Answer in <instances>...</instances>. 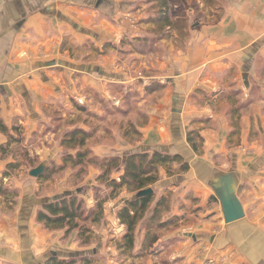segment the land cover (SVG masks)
Returning <instances> with one entry per match:
<instances>
[{"label": "crops", "instance_id": "1", "mask_svg": "<svg viewBox=\"0 0 264 264\" xmlns=\"http://www.w3.org/2000/svg\"><path fill=\"white\" fill-rule=\"evenodd\" d=\"M136 2L0 0V120L4 126L17 125L26 136L45 121L46 104L58 102L62 95L71 99L92 95L107 102L112 98L108 85L132 82L117 57L118 36L130 34L132 42L155 28L143 22L147 19L144 7H133ZM241 2L215 32L198 35L189 49L177 51L162 38L148 53L152 63L146 69L147 79L161 89L142 92L139 106L145 111L132 123L141 134L140 153L179 156L187 162L190 170L184 178L196 177L190 192L198 200L191 205L211 216L198 224L195 235H189L192 244L177 243L182 260L174 264H264V77L251 71L264 53V0ZM239 85L250 101L237 116L230 90ZM210 90L212 110L204 98ZM235 113L238 132L232 136ZM191 131L202 139L199 153L187 143ZM5 142L0 133V145ZM235 145L240 147L228 149ZM244 147L246 151L240 152ZM226 156H230L231 170L216 169L213 163L225 161ZM12 161L0 160V179ZM227 183L243 214L229 223L224 222L212 188L213 184L218 190L229 188ZM27 184L31 186L27 191L14 184L18 196L12 210L0 203V264H45L54 257L65 258L66 252L60 249L79 246L75 233L54 240L36 222L39 187Z\"/></svg>", "mask_w": 264, "mask_h": 264}, {"label": "rangeland", "instance_id": "2", "mask_svg": "<svg viewBox=\"0 0 264 264\" xmlns=\"http://www.w3.org/2000/svg\"><path fill=\"white\" fill-rule=\"evenodd\" d=\"M241 1L168 0L172 21L170 30L166 28L160 29L155 26L154 30L148 31L147 34L142 33L140 38L158 39L164 35L165 40L175 50L183 52L184 49H189L190 44L195 41V38H198V35L204 37L215 32L218 28V23L224 20L226 16H229L228 13L232 10H236L237 7L241 6ZM135 6L144 7L143 14L146 18L155 9L154 6H151L150 0H138L133 7ZM118 37L117 57L122 60L121 67L125 66L129 70L128 75L134 80L123 86L110 87L108 85L107 90H112V98L107 99V102L101 101L99 98H93L92 95L90 97L84 96L85 99L79 96L74 97V99L67 97V99L65 95H62L58 102L46 104L45 121L39 124L35 131H31L26 136H21L20 146H13L7 157V159H14V154L18 153L19 157L17 156V160H19L21 165L11 173L10 177L3 179V184L9 187L10 190L14 189V184H19V186H23L22 190L27 191L31 187L30 184H27L28 182L32 186L33 183H36V186L39 187V192L37 193L39 201L50 202L63 196L74 194L83 203L84 208L93 207L96 197H105L109 193V189L106 188L104 182L98 181L101 171L93 165L84 164L81 168L66 166L63 171L51 174L56 168L61 167V160L65 154L74 155L78 151V148L74 145L62 144L64 133L73 128H79L90 134V138L85 142V147L98 159L112 156L123 159L129 154L142 152L139 144L140 138L135 139L130 134L127 138L130 140H127L122 134L126 130L128 131L130 127H134L132 123H137L140 114L145 111V108L139 106V104L142 105V92L144 89L152 85L146 75V69H151L150 65L152 62L147 60L149 52H145L142 55L136 53L133 47L134 41L131 42L130 34L123 35L122 38ZM118 37H115L114 40L118 39ZM119 49H122V52ZM163 53L164 51L160 49L159 54L162 55ZM130 54L135 55L130 56ZM249 70V68L248 70L246 69V72ZM251 71L253 74L264 77V53L257 57ZM140 77H143L144 80H141ZM236 77H238L237 80H240L241 75L239 72H237ZM255 86L256 84L252 85L253 90L256 88ZM210 88L212 87L210 86ZM234 89L237 90H230L232 91L230 93H233L232 95L235 97L231 107L246 110V106L250 101L249 98H246V90L241 88L240 85ZM225 90L229 93L227 89ZM211 93H213L211 90L208 91V94L204 97L207 98L205 101H208L211 105L209 106L210 110L214 108L211 104L212 99L207 97ZM77 106H82L84 111L78 112ZM239 110H236L237 116ZM236 113L234 118L232 117V121L234 119L232 124L234 128H230V131L234 130V132H231L233 133L232 136H235L238 132ZM255 138H257L256 135ZM199 139L201 140L202 148L200 136ZM235 139H232V141L236 142ZM240 145L229 146L228 149H238ZM242 151H246V147L241 148L240 152ZM182 162L185 161L182 159ZM185 163L188 167L185 173L177 171L179 169L177 163L159 166L157 168L158 181L146 188L153 191L151 195L152 201L143 218L136 225L133 253L135 254L141 246L146 231V220L150 218L153 208L160 198L165 199V204L161 207L157 222L165 223L172 220L171 222L174 225L163 228H158L157 225L154 226L155 230L153 229L152 232L157 242L150 250L145 251L142 258L132 259L130 254L123 253L117 248L118 244L121 243L125 227L119 223L116 214L122 208L124 202L134 199L137 193L136 191L123 189L115 199L109 200L104 204L103 219L99 225H94L90 228L94 236L89 245H79L72 250L71 246H68L67 250L60 249L61 252H66L65 259L77 256H91L90 258H93L94 264H174L182 260L180 258L181 255H179L181 254L178 248L179 244L177 243L186 242L187 244H192L193 241L189 235H195L194 233L196 232L194 230L198 224L211 217H206L205 211L194 209L191 205L192 203L193 205L196 204L198 200L194 198L192 191L190 192V188L194 187V179L196 177L194 179L184 178L190 170V165L187 162ZM40 164H45L46 171L49 172L47 180L34 179L28 176V172ZM213 164L220 171H228L232 168L230 156H226L225 161H216ZM121 169L112 170L109 175L110 178L117 180ZM239 169L241 170L242 167H239ZM181 176L183 180L178 181ZM189 177H193V175L189 174ZM179 186L182 188H179ZM241 187L239 193L241 192ZM22 190L20 191L22 192ZM0 203L5 205L7 211L10 210L7 206L8 204L2 198ZM49 232H51L54 240L60 239L63 235V230ZM75 246H77L76 243ZM61 252L59 253L60 257L62 256ZM76 252L78 254L75 255ZM195 262H190L189 264H198ZM209 263L212 262L209 261ZM203 264H208V262L206 261Z\"/></svg>", "mask_w": 264, "mask_h": 264}, {"label": "trees", "instance_id": "3", "mask_svg": "<svg viewBox=\"0 0 264 264\" xmlns=\"http://www.w3.org/2000/svg\"><path fill=\"white\" fill-rule=\"evenodd\" d=\"M150 3L155 9L153 13L147 17L145 22L153 26H158L160 29L166 28L170 30L172 21L170 18L168 0H150ZM162 38H164V35L158 39H149L146 37L137 38L134 40L133 47L137 54L142 55L145 52H151L156 42L162 40ZM159 89H161V86L158 83H152V85L146 87L144 90L146 92H154ZM77 107L80 111H84L82 106ZM0 133L6 137V142L0 145V160H5L13 146H20L22 133L17 125H13L11 129H7L1 120ZM130 134H132L135 139L141 137V134L134 127H130L129 130L123 132L122 135L127 139ZM89 138L90 134L79 128H73L64 133L62 144L74 145L78 148V151L74 155L65 154L61 160V167L56 168V171H52L51 174L63 171L66 166L81 168L84 164L93 165L100 169L101 175L98 177V181L106 184L109 193L103 198L96 197L94 206L91 208H84L83 203L78 200L77 196L74 194L63 196L54 201L45 202L41 204L37 210L35 220L47 231L63 230V239L75 233L76 241H78L79 245L87 246L94 236L90 228L94 225H99L103 219L104 204L109 200L115 199L123 189L136 191L135 198L124 202V205L116 214L119 223L125 227L121 243L118 244L117 248L123 253L130 254V258L132 259L136 260L142 258L145 251L150 250L157 242L152 232L153 229L155 230L154 226L157 225L158 228H163L165 226H173L174 224L171 222L172 220L165 223L157 222L161 207L165 204V199L160 198L155 204L150 218L146 220L144 239L140 248L134 254V231L136 225L141 221L152 201V196L137 197V194L158 181L157 168L159 166L177 163L179 165L177 171L179 173H185L188 170L187 164L182 162L179 156H168L158 152H153L152 154L133 153L127 155L123 159L116 156L98 159L85 147V142ZM186 139L190 148L194 152L199 153L201 149V140L199 139L198 133L194 131L188 132ZM17 156L19 157V154L15 153L12 163L6 165L5 171L0 179V198L8 204L7 206L10 210L15 206L17 192L10 190V188L4 185L3 179L8 178L13 171L21 166L19 160H17ZM117 168H122L118 179L110 178L109 175L112 170ZM48 174L49 172L45 170L39 179L47 180L49 178ZM90 257L77 256L66 259L54 257L49 259L45 264H94L93 258Z\"/></svg>", "mask_w": 264, "mask_h": 264}, {"label": "water", "instance_id": "4", "mask_svg": "<svg viewBox=\"0 0 264 264\" xmlns=\"http://www.w3.org/2000/svg\"><path fill=\"white\" fill-rule=\"evenodd\" d=\"M45 170H46L45 164H40L37 167L31 169L28 172V176L30 178L37 179L44 173ZM228 179L229 178H227V181ZM228 182H232V181L229 180ZM227 185L229 188L226 189L222 188L220 190H218V186H216V184L215 185L213 184L212 186L213 190L215 191L221 203L223 218L225 223L233 222L243 216L239 202L237 201V199H235V197L231 193L230 188L232 187V185L229 183H227ZM152 194L153 191L151 189H145L140 191L137 194V197H147V196H151ZM43 203L45 202L40 201V204Z\"/></svg>", "mask_w": 264, "mask_h": 264}, {"label": "built area", "instance_id": "5", "mask_svg": "<svg viewBox=\"0 0 264 264\" xmlns=\"http://www.w3.org/2000/svg\"><path fill=\"white\" fill-rule=\"evenodd\" d=\"M79 103H80V102H79ZM208 264H212V263H209V262H208Z\"/></svg>", "mask_w": 264, "mask_h": 264}]
</instances>
